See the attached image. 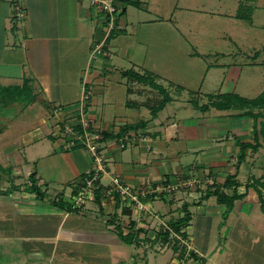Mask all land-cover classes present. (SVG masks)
Listing matches in <instances>:
<instances>
[{
    "label": "rangeland",
    "instance_id": "obj_1",
    "mask_svg": "<svg viewBox=\"0 0 264 264\" xmlns=\"http://www.w3.org/2000/svg\"><path fill=\"white\" fill-rule=\"evenodd\" d=\"M8 1L13 4L10 9V13H12L15 10V5H19L17 3L18 0ZM19 1L21 6L23 0ZM141 1L147 6L155 7L154 0L153 2L152 0ZM156 1L157 5L160 6V12H165V8L161 3L162 0ZM166 1L169 2V0H164V2ZM75 2L77 8H89L87 0H75ZM119 2L121 11L122 9L126 11L125 15H123L127 18L125 22L128 24V32L126 34H112L107 41L110 42L111 52L116 51V45L118 47H120L119 45H122L121 47H131L135 54V58H130V60H133L131 61L133 62L132 67L138 69L140 75L152 78L156 83L159 82V84L164 87L165 92L163 94H161L159 90H156L155 94L152 95L148 93L151 92L150 83L131 79L132 84L129 86L134 93L145 91L146 93L144 94L148 96V98H153L146 104V106H150L149 109H151V111L157 108L160 101L166 95L178 96L187 101L190 100L192 103H195L198 108H201L203 105L209 103L208 99L210 95H218L217 93L221 92V90L223 91L222 82L227 79L226 75H229L230 71L233 72V77H236L237 74H241L242 76L239 79L238 85H236V94L248 98L247 95L257 93V95H255L256 98L264 91V65L251 66L247 69L246 66H243L245 59L247 60V56H242V53L237 55V52L240 51L239 49H246L252 55L253 52L260 51L262 46L253 43V40H248L241 26L239 30H236L237 27L235 26H237V24L235 20H226L228 27L222 28L220 23L212 25V22L207 16L201 14L194 15L196 23L195 29L196 31L199 30V33L196 36L192 35L193 39L188 41L185 35L182 36L184 33L175 25V20L173 22L166 20L165 15L167 12L165 14H160L159 12L157 17L158 22L156 24L145 23L141 21L144 20V17L140 15L143 14L145 17L149 18L150 16L145 15V13H149L146 9H139L135 5L125 6L122 1L119 0ZM243 8L248 9L245 6H243ZM132 10H134V12H132ZM62 11L63 8L61 7V12ZM93 13L95 15L97 11H93ZM4 14L5 8H0V18L3 17ZM134 14L137 15L135 19ZM102 15L103 12L97 13V16ZM186 15L187 14L180 17L187 18ZM10 17L11 16L8 18V23L10 24L8 27L26 25L25 15L24 18L21 19L17 17L14 18V16ZM68 19L71 22V16L70 18L68 17ZM176 19L180 22L179 14ZM61 20H63V15L61 16ZM86 20L88 26H92L91 20ZM132 23H134V25H132ZM242 25L246 24L243 23ZM122 26L121 24V28H124ZM137 27L140 28L139 36H135L132 30L133 28L137 29ZM246 27L250 29L254 37H256V33L259 32L258 40H254L255 42H264L263 30L260 28L251 29L249 26ZM231 30H234L232 33L236 34V37L240 38V42H244L245 46H237L228 40L227 43H225L223 40H220V38H217L220 32H229ZM176 33L179 37L176 36ZM104 34L105 30L102 32V35ZM12 37L15 36L12 35ZM139 42L146 43L147 46H141V44H138ZM1 43L2 38H0V44ZM10 46L12 47V45ZM96 46L97 44L93 43V51ZM120 52L122 53L123 51L121 50ZM109 55L110 52L105 50L104 54L98 56L103 58ZM123 56L127 57V52L123 54ZM6 57L7 55H0V74L5 75L8 74V72H18L17 69H14L16 65L6 64ZM62 57H64L63 53ZM91 58H93L94 61L98 59L97 56H91ZM119 58H121L125 64L129 61L124 60L123 57ZM262 59H264V51H261L258 61ZM217 60H219L221 64L232 65L237 63L240 66L232 65V69L227 67L226 72L223 67H221L222 70L220 67H214V65H217ZM211 67L216 71H211L212 73L207 74V71L212 70L210 69ZM134 68H132L133 71H135ZM101 72L106 73L103 71ZM114 73L117 75L116 70H114ZM107 74L109 78H111L110 82L113 81L112 75L110 73ZM158 75H162L163 78ZM119 77L118 75V78ZM8 79L10 78L0 77V163L4 168L10 169L9 171L0 170V192H3V194L0 195V264H175L177 262V264H211V258L217 248L218 250L222 249V255L225 254L222 260H217L222 264H264V222H261V220L264 221V212H262L256 204L252 207L251 202L246 201L245 203V206L249 208H244L243 212L249 213V216L254 218V220H250L249 224L245 222L246 219L244 218L246 217L239 214L237 215L238 218L236 216V218L227 222V225L220 227L221 222L223 223L226 221L223 215H219L220 217L212 215L210 220L205 216L198 217V213L201 211L198 207L200 201L213 196H207L210 186L213 183L220 184L224 181L221 178L216 179L215 177L209 180L208 178L211 173L208 169L203 173L200 172L198 174L188 175L187 177H183L176 168L174 169L175 171H172V173L176 175L173 174L172 177L166 176V174L158 176L156 173L148 177L145 174H141L137 182L127 181L126 178L128 174L126 178H123L118 173L115 174L114 171L112 172L110 170V168L112 169V167H114V160L111 156V153H114L112 152L113 150L122 153L128 148H133L137 144H143L144 150L147 151L152 150L153 147H155V143L148 132L139 129H129L123 132L122 135L120 134L121 136L119 138L109 139L106 137V135H108L106 133H118L121 131L123 125L116 124L115 121L112 122V124H106L104 126L102 124L95 125L96 121L88 114L87 103L90 101L89 99V101L87 100L85 103L86 107L84 109V114L85 117L88 118H86L85 121L91 123L89 125V130L92 134L99 136V145L102 147L100 148L103 150L102 152L105 153L106 156H111H108L109 159L108 162H106V166H108L110 170L108 171L110 173L104 177V184H108L110 182V177L113 175H120L127 183L137 188L143 187L142 183L147 181L153 188V192L149 193L148 199H150L151 203L155 202V204H151L152 208L148 204V212L146 213V211L137 209L134 204L127 206L128 204L126 202L123 203L120 199L119 201L110 199L109 202L117 206L115 214L119 220H116V216L114 218L116 222H120V226L124 231L123 233L128 234L130 231H133L140 239L138 241H133L130 245L123 244L125 242L120 238L122 243L119 242V245L115 243L109 247L99 245L84 247V244H78L76 243L77 241L70 243L67 242L66 239L54 237L58 227L55 217L52 215L23 214L22 212L25 210H21L23 209L21 207L32 205L37 210V213L40 212L44 214L43 211H46V209L53 210V208H56L50 201L55 200V198L60 195L59 193H64L63 195L66 201L73 203L74 207L76 195L70 191L71 186L68 183L70 176H72V170L67 161H59L60 167L56 171L50 173L53 179L50 182L53 183H50L49 187V182H40L41 177L38 176L39 172L35 164L39 156L37 157V153L32 155L28 146L32 145L33 141L37 142L41 137L43 139L42 141L49 143L48 145L50 146L57 143V145L54 144L56 150H62L64 151L63 153L67 151L72 152L75 151L73 150L76 140L74 133L81 129L80 126H78V120H76L77 116L74 115L70 109L52 108L48 104H45L46 100L42 95V89L35 84L33 78L28 76L23 81H9ZM167 79L169 81H167ZM170 81H173L176 86L181 85L183 88L181 89L174 86L175 89H173L169 87L168 85L172 83ZM25 85L30 89L31 95L36 96L33 102L29 103L28 97H22L23 99L19 101H15L14 99V101L10 102L7 98L3 99V88L25 87ZM123 93H125V95H123ZM123 93L122 96H125L124 100H127V93L124 92V90ZM205 94L208 95V99L204 98ZM146 96H144V98H146ZM154 96L156 97L154 98ZM158 98H160V100ZM129 100L130 99H128V101ZM131 103L135 104L134 102ZM240 107L241 105L238 109H240ZM70 127H74L73 132ZM165 130L166 129H164V131ZM127 135L130 141H126L127 139L123 138L127 143L122 147L120 138ZM77 150L82 156L84 155L83 153H85L84 150L87 155L89 154L87 149L79 148ZM154 157L155 158H151L147 154L146 158L143 157L142 161L140 160V162H138L141 166V171L145 169L142 166L145 164L150 165L149 159H152V163V161H154L153 159L158 160L160 158L159 155L158 158H156V156ZM234 157L233 160L230 159L228 161L230 164L228 175L238 180V189L241 190V185L248 186L249 184H247L248 182L246 183L245 172L242 175V172L239 171L241 166L238 158L239 154ZM115 160L117 161L119 159L117 158ZM46 165H49V169L50 163L46 162ZM150 166L154 168V165ZM34 172L38 185L45 192V197L42 200H39L35 193H29L27 191L28 187L31 185L30 175ZM163 176L165 177L163 178ZM219 176L221 177V175ZM263 177L264 175H260L249 180L250 185L256 179H259L260 184H262L263 181V185L258 184L256 185L257 187L254 186L255 191H253V197L250 198L251 200L256 199L260 207L262 205L261 199L264 198ZM163 185L165 187L166 185L169 186V189L159 194L158 192L161 190L158 189V187ZM257 189L261 191V194ZM244 191L245 190L242 189V192ZM227 192L231 193V189H227ZM177 198L179 199L178 201ZM166 200L174 201L173 203L177 205L171 204V207H169L166 204ZM192 200H196L197 202L195 201V203L191 205ZM32 201H34L33 203L35 204H30ZM88 201L89 199H83L82 202L86 204ZM184 202L189 203L190 205H188L190 207L184 206ZM152 205H154V208ZM92 206L94 207L93 204ZM185 207L189 208V210L194 213V216H191L188 225L184 228L185 231L177 235L179 236L177 237L178 239L171 236H168V238L157 237L161 230L166 229V226H163L165 225L164 221L167 222L166 219L171 217L174 219L182 217L185 214V211L182 209ZM221 209L223 208H220V211ZM151 210L152 215L154 210H156V213H163V216H153L150 218L149 213ZM73 211H75V208ZM110 211L112 212L114 209L111 208ZM80 215L81 216H78V221L73 220V222H78V224L82 225V228H86L87 226V228H94L93 230L98 232L102 227V220L96 221L93 219L85 222L84 214ZM109 215L113 217L112 214ZM72 217L75 216L73 215L71 218ZM208 220L211 221L210 225ZM133 221H135V225L131 227V222ZM70 223L71 222H69V224ZM175 246L177 249H175ZM180 254L183 256L180 257Z\"/></svg>",
    "mask_w": 264,
    "mask_h": 264
},
{
    "label": "crops",
    "instance_id": "obj_2",
    "mask_svg": "<svg viewBox=\"0 0 264 264\" xmlns=\"http://www.w3.org/2000/svg\"><path fill=\"white\" fill-rule=\"evenodd\" d=\"M139 1V5L135 6L139 9H146L149 13H145V15L150 16L147 18L141 14L140 16L144 17V20L141 21L156 24L158 22V14L161 10L159 8L160 6L157 5V1L154 0L155 7L147 6L141 0ZM17 3L20 6L19 0ZM161 3L165 8V12H160V14H165L167 12L165 15L166 20H170L171 22L175 20V25L184 33L182 36L185 35L188 41L193 39L192 35L196 36L199 33V30L196 31L195 29L196 23L194 15L201 14L207 16L212 22V25L220 23L222 28L228 27L226 20H235L237 24V26H235L237 27L236 30H239L241 26L248 40H253V43L262 46L260 51H255L252 55L246 49L238 50L239 52H237V55L242 53V56H247V60L244 58L245 63L243 66L249 69L251 66L264 65V59L258 61L261 51H264V42H255L254 40H258L259 32H257L256 37H254L250 29L246 27L249 26L251 29L260 28L264 31V0H169V2H164V0H162ZM75 4V0H23L21 7L26 17V25L8 27L10 26L8 18L9 16H13L15 10L10 13L13 4L8 0H1L0 8H5V14L0 18V38H2L0 55H7L6 64L16 65L14 69H17L18 72L13 71L5 75L0 74L3 75L0 77H8L10 78L8 79L9 81H23L30 76L34 79L35 84L42 89V95L46 100L45 104H48L52 108L70 109L73 114H76V110L83 106L85 91H90L91 98L89 99L90 101L88 100L87 108L90 117L96 121L95 125L102 124L104 126L106 124H112L114 121L116 124L121 125H137L140 122H144L143 127L139 128V130L148 132L150 137L153 138L152 140L156 145L154 144L155 147H153L152 150L145 151L143 144H137L133 148H128L122 153L117 152V150H113L112 152L114 153H111L112 159L114 160V167H112V169L110 168V170L112 172L114 171L115 174H120L123 178H126L128 174L126 179L129 182H137L141 174H145L148 177L156 173L158 176L166 174V176L172 177L174 174L172 171H175V168L183 177L198 174L200 172L203 173L208 169L211 173L208 178L209 180L211 178L214 179V177L224 180L223 183H213L211 186L209 185V190L212 188L211 191H214L216 186H220L221 190L228 193L227 188L223 187L226 178L229 176L228 170L230 164L228 161L230 159L233 160L235 158L234 156L239 154L240 147L238 146V141L254 143L255 125L258 131L259 147L255 151L252 150V148L246 150L245 158L247 159L244 158L245 161L243 160L241 162L239 171L242 172V175L245 172L246 183L248 182L247 184L249 185V180L251 178L264 175V108L252 109L254 113L261 112L263 114L255 123L253 117L245 114L247 109L233 108L230 110H220L210 106L207 110L203 111L190 100L187 101L178 96L168 95L170 100L163 108L158 110L156 114H152L151 109H149L150 106L148 107L146 104L153 98H148V96L144 94L146 93L145 91L134 93L129 86L132 84L131 79H136V77L131 74L133 71L132 68L134 67H132L133 62H131L133 60H130V58H135L134 50L131 47L127 48L119 45L121 49L116 45V51L111 52L110 42L107 41V45L104 46V49L108 50L110 55L103 58L98 57V59L94 61L93 58H91L93 43L98 45L103 37L101 18L98 19V16L94 15L92 9L87 7L77 8ZM243 6L248 9H244ZM61 7L63 8L62 12ZM132 12H134V10H132ZM178 14L180 22L176 19ZM185 14H187L186 16L188 19L180 17ZM62 15L63 20H61ZM124 15L119 17V21H122V27L124 28L114 32V35L118 33L126 34L128 32V24L125 22L127 18H125ZM70 16L72 19L71 22L68 19ZM136 17L137 15L134 14V19ZM86 19L91 20L92 26H88ZM243 23L246 25H242ZM132 25H134V23H132ZM132 30L135 36L140 35L139 27H137V29L133 28ZM233 31L234 30L229 32L222 31L218 34L217 38H220V40H223L225 43H227L228 40L237 46H245V43L240 42V38L232 33ZM12 35L15 37H12ZM176 36L179 37L177 33ZM138 44L144 47L147 46L146 43L139 42ZM10 45H12V47ZM121 50L123 51L122 53L120 52ZM126 52L127 57L123 56ZM62 53L64 57H62ZM119 57H123L124 60H129L128 63L125 64ZM219 62L220 61L217 60V65H214V67H220L221 70V67H223L224 71H226L227 67L232 69V65L240 66L237 63L228 65ZM134 69V72L139 74L138 69ZM210 69L212 70L207 71V74L212 73L211 71H216L212 67ZM114 70H116L117 75H115ZM101 71L106 73H102ZM107 73L112 75L113 81L110 82L111 78H109ZM118 75L120 76L119 78ZM158 76L163 78L162 75ZM241 77V74H237L236 77H233V72L230 71L229 75H226L227 79L222 82L223 91L221 90V92L217 93L218 95H210V97L213 96L212 98L215 99L216 96L222 94H236V85H238ZM167 81L169 80L167 79ZM170 82L172 83L168 86L175 89L174 86L176 85L174 82ZM157 83L159 84V82ZM136 84L138 85L137 82ZM176 87L183 88L181 85H177ZM123 90L127 93V100H124L125 96H122ZM150 90L151 92L148 93L154 95L158 89L150 87ZM123 95H125V93H123ZM255 95H257V93L247 96L249 99H253ZM144 96H146V98H144ZM155 97L156 96H154V98ZM204 98L208 99L209 97L205 94ZM128 99L130 100L128 101ZM158 99L160 100V98ZM210 99L211 98L208 99L209 102ZM164 129L166 130L164 131ZM42 140L43 139L40 137L37 142L33 141V144L28 146L32 155L37 153V157L39 156L35 164L39 172L38 176L41 177L40 182H49L48 184L50 187V183H53L50 182L53 180L51 178L52 174L50 173L56 171L60 167L59 161L65 160L70 164L72 170V176H70L68 182L71 186L70 191L73 192L74 190H78L83 182L82 179L84 174L93 167L91 157L88 156L89 154L87 155L84 150L86 154L83 153L84 155L82 156L77 149H75L76 152L67 151L63 153L64 151L55 149L54 144L57 145V143H51L53 146H50L48 145L49 143H45ZM147 154L151 158H155L154 156L158 158V155L160 158L158 160L153 159L157 161H152V163V159H149V164L154 165V168L145 164L142 166L145 168L143 169L144 171H141L142 169L138 162H140V160L142 161L143 157L146 158ZM117 158L119 160L116 161L115 159ZM46 162L50 163L49 169V165L47 166ZM219 175H221V177ZM164 177L165 176H163V178ZM236 182L238 192L246 193V196L235 201L232 211L228 214L226 221L223 223L221 222L220 227L227 225V222H230L239 214L246 217L244 219H246L245 222L248 224L250 220H254L252 216H249V213L243 212L244 208H249L245 206L246 201L251 202L252 207L256 204L262 211L259 202H257L256 199H250L253 197V191H255L254 185L260 184L259 179L254 180V184L253 182L251 183L253 186L241 185V190L238 189V180H236ZM260 185H263V181ZM242 189L245 191L242 192ZM169 200H166V204L169 207H171V204L177 205L173 203L174 201ZM178 200L177 198V201ZM109 201L110 199L102 194V199L99 204L95 199L89 200L86 204H82L80 210L75 211L53 208V210L46 209V211H43L44 214H41L40 212L37 213V210L32 205L23 206L21 207L23 209H20L25 210L22 213L27 215L39 214L43 216L52 215L55 217L58 227L54 237L56 236L58 239L63 238L70 243L77 241L76 243L78 244H84V247H94L93 245L109 247L115 243L117 245H119V242L122 243L116 231V226L118 223L120 224L119 221H115V218L119 220L115 214L117 206L111 204ZM195 201L196 200H192L191 205H193ZM33 202L34 201L30 204H35ZM153 204H155V202ZM183 204L187 207L190 205L187 202ZM152 206L154 208V205ZM198 207L201 210V213H198V217L205 216L209 220L212 215L220 217L219 215L222 216L226 211V206L218 203L216 196H210L208 199L200 201ZM111 208H113L114 211L111 212ZM220 208L223 209L220 211ZM187 209L189 210V208ZM182 210H184V208ZM156 212L157 211L154 210L153 215H149L150 218L153 216H163V213L160 214ZM189 212L193 217L194 213L191 210H189ZM80 214H84L85 222L93 219L96 221L102 220L103 224L100 230L98 229L99 231L96 232L93 230L94 228L90 229L87 228V226L86 228H82L81 224L73 222V220L78 221V216H81ZM109 214H112L113 217ZM73 215L75 217L71 218ZM171 219L174 218L171 217L166 219L167 222L164 221L165 225L163 226H166V229L168 228L167 223ZM209 220L208 222L210 225L211 221ZM69 222L71 223L69 224ZM261 222L263 223L264 221L261 220ZM183 231H185L184 228L182 229V232ZM123 244L126 245L127 243ZM179 256L181 257L183 255L180 254ZM223 257H225V254L222 255V249H215L213 257L211 258V264H222L217 260H222Z\"/></svg>",
    "mask_w": 264,
    "mask_h": 264
},
{
    "label": "trees",
    "instance_id": "obj_3",
    "mask_svg": "<svg viewBox=\"0 0 264 264\" xmlns=\"http://www.w3.org/2000/svg\"><path fill=\"white\" fill-rule=\"evenodd\" d=\"M121 1L124 3L125 6H128V5H136L137 6L140 3L139 0H121ZM125 12H126L125 10L119 11L117 13V18L119 19V17H121L123 14H125ZM14 18H16V17L14 16ZM112 34H114V32ZM130 71H132V70H130ZM131 74L133 76H135L138 81L150 83L151 87L158 89L162 94L165 92L164 87L160 84H157L154 79L140 75L134 71H132ZM26 84H28V83H26ZM27 87L28 86L25 85V87H19L18 86L17 88H10V87L3 88L2 89L3 99L7 98V100L10 102V101H14V99H15V101H19L20 99H23L22 97H24V98L28 97V102L31 103L34 101L36 96L31 95V91ZM86 93H87V91H85L84 94H86ZM212 97L213 96L210 97L211 99H210V102L208 104L203 105L201 107V110H203V111L207 110L210 106H213V107L220 109V110H230L233 108H238L241 105L240 108L241 109H247L245 114L253 117L255 120V123H256L258 118L263 116V114L261 112H259V113L252 112V109L253 108H264V91L259 96H257L256 98H253V99H249L246 97H242L238 94H232V93L222 94V95L216 96L215 99H213ZM0 100H1V98H0ZM169 100L170 99H169L168 95L164 96L160 105L157 108H155V110H152V114H156L157 111L160 110L161 108H163L164 105ZM76 111H78V110H76ZM74 115L77 116L76 119L79 118V115L77 113ZM143 123L144 122H140L137 125H123L121 127L120 132L114 133V134L113 133H106V134H108V135H106V137H108L109 139L119 138L123 134V132H125L129 129H139V128L143 127ZM78 126H80V129H81L79 131L82 132L83 128H82L81 124H79ZM254 131H255L254 143H245V142L238 141V146L240 147L239 157H238L239 163H241L244 160L245 152L248 148H252V150L255 151L259 147L258 131L256 129V125L254 128ZM79 148L86 149L85 145H82L80 143V141H77L73 150L79 149ZM0 170L9 171L10 169L4 168L0 163ZM86 176H87V174L85 173L83 176V179H82L83 182H82L80 187H82V185L84 184V178ZM30 182H31V185L28 187L27 191L29 193H35L36 197H38L39 200H42L45 197V192L38 185L35 172L31 173ZM251 186H253V185H251ZM254 186H256V185H254ZM223 187L227 188V189H231V193H226L225 191L221 190L220 186H216V189L214 191H208L207 192V196H210V195L216 196L218 203L226 206V211L223 213V216L225 217V220H226L228 214L232 211V209L234 207L235 201L238 199L244 198L246 196V193H239L238 192L237 182L233 176H228L226 178L225 183L223 184ZM257 190L261 194V191L259 189H257ZM78 191H79V188H78V190H74L73 192L76 195V194H78ZM2 194H3V192H0V195H2ZM4 194H6V193H4ZM59 194L60 195H58L57 198H55V200L50 201L53 204V206H55L59 210L70 211V210H74V208H75V210H80L82 208V206L73 207V203H70L64 199V195H63L64 193H59ZM102 194H103L102 191L99 189L95 191V200L98 204L100 203V201L102 199ZM261 201H262L261 209L264 212V198H262ZM184 211H185V214L182 217L169 220L167 223L168 228L165 230H161L159 232V234L157 235V237L168 238L171 230L176 232V233L182 234V229L188 225V223L191 219V213L189 212V210L186 207L184 208ZM131 224H132L131 227H133L135 225V221H133ZM117 233H118V236L122 239V241H124L127 244H131V243H133V241L140 240L138 238L137 234L133 231H130V233H128V234H124L119 223L117 225ZM175 249H177L176 246H175Z\"/></svg>",
    "mask_w": 264,
    "mask_h": 264
},
{
    "label": "built area",
    "instance_id": "obj_4",
    "mask_svg": "<svg viewBox=\"0 0 264 264\" xmlns=\"http://www.w3.org/2000/svg\"><path fill=\"white\" fill-rule=\"evenodd\" d=\"M83 1V0H80ZM89 3V9H92L93 11L103 12V16H98V19L101 18V27L105 30V36L103 35V39L101 42L94 48V51L92 52V57H99L101 54H104V46L107 45V39L111 37L113 32H117L121 28L122 21L120 22L117 18V13L121 11L120 8V2L119 0H87ZM121 1V0H120ZM15 13L14 16L18 19L24 18V12L21 6L16 5L14 7ZM123 10V9H122ZM97 13L95 14L97 16ZM122 29V28H121ZM99 55V56H98ZM91 97V92L88 91L86 94H84V104L83 106L78 109L77 114L79 115V118L77 123L81 124L83 128V132H80L77 130L74 134L76 137L75 145L77 141H80L82 145H85L87 152L89 153L93 167L92 169L88 170L86 172L87 176L84 178V184L82 187L79 188L78 194H76V198L74 200V207H80L82 204H84L83 199H89L94 200L95 199V191L101 190L103 195L106 198L114 199L115 201L122 200L123 203H127V206H130L131 204H134L137 209L140 211H146L148 212L147 206L151 207V201L148 199L149 193L153 192V188L151 187V184L147 181H144L142 183L143 187L137 188L136 186H133L132 184L127 183L124 179L120 177V175H113L110 177V182L108 184H104L103 179L108 173H110L108 166H106V162H108L109 157L103 153L100 148L101 145L100 139L98 135L92 134V132L89 130V125L91 124L85 119L84 109H85V103L88 99ZM88 119V118H87ZM86 126V127H85ZM70 129L74 130V127H70ZM127 139L126 141H130V138L127 136H123L120 138L121 146L123 147L124 144L127 142L124 141V139ZM133 141V140H132ZM109 170V171H108ZM161 191L158 193L162 194L164 193V190H168L169 186L166 185V187L163 185L161 187H158ZM156 192V191H155ZM166 192V191H165ZM148 199V200H147ZM152 208V207H151ZM149 215H152V210L150 211ZM177 235H180L179 233H176L171 230L169 236L171 237H179ZM178 239V238H177Z\"/></svg>",
    "mask_w": 264,
    "mask_h": 264
}]
</instances>
